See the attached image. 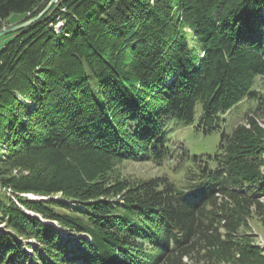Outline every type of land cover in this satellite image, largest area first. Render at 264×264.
Segmentation results:
<instances>
[{
  "label": "trees",
  "instance_id": "trees-1",
  "mask_svg": "<svg viewBox=\"0 0 264 264\" xmlns=\"http://www.w3.org/2000/svg\"><path fill=\"white\" fill-rule=\"evenodd\" d=\"M47 3L0 0V30ZM2 38L0 164L29 172L0 173L16 199L0 193L13 234L0 236V264L229 261L245 210L264 197V91L254 86L264 77V0H59ZM244 100L257 102L255 115L223 134L214 156L182 149L180 163L198 165L185 187L165 174L136 187L98 179L115 160L162 164L175 155L170 125L211 132ZM69 202L85 210L62 211ZM24 241L38 244L32 254ZM242 251L245 264L264 259L257 247Z\"/></svg>",
  "mask_w": 264,
  "mask_h": 264
},
{
  "label": "rangeland",
  "instance_id": "rangeland-1",
  "mask_svg": "<svg viewBox=\"0 0 264 264\" xmlns=\"http://www.w3.org/2000/svg\"><path fill=\"white\" fill-rule=\"evenodd\" d=\"M41 1V0H40ZM50 0H46L41 2V4L49 3ZM47 3V4H48ZM47 6V5H46ZM14 16L11 17V19ZM10 19V20H11ZM19 24V23H17ZM15 25V24H12ZM63 25V23H62ZM11 26L10 24L4 25V28H7ZM61 26V24H60ZM59 25L56 26V29L60 31L61 27ZM4 38L0 39V49L4 44ZM255 88L260 89L264 91V77L260 78L258 77L255 83ZM257 102L254 100H244L239 105L234 107L232 110L227 112L225 115H221L217 122L214 125V129L211 130V132L205 133L204 127L202 129H197L194 126H188L186 124H183L181 122L173 123V125H170V131H169V147L171 151L175 152V155L171 156L169 159H179L181 160L180 153L182 152V149L185 148L189 151L191 155H199V156H214L216 152L218 151V147L220 144V141L222 139L223 134H231L236 126L240 124H247V121L245 120V115L250 118L255 115L254 110L256 107ZM200 116V105L197 108V117ZM259 123H262L261 119L258 117ZM8 158L4 160L3 163L0 164V173H3L5 177L8 176V174L19 176V172L21 174L27 175L29 172L28 167H19L16 162L14 166L9 164L7 162ZM6 161V162H5ZM184 162V161H183ZM182 162V164H183ZM164 163V162H163ZM162 163V164H163ZM162 164H157L153 161H130V160H115L109 162L110 170L108 173L104 172L100 175L98 179L101 181L108 180L109 184L115 181L121 182L123 185H127L129 187H136L139 184H141L143 181H146L147 179L155 178L158 176H162V174L159 171V167L162 166ZM10 171V172H9ZM0 193L5 195L7 198L13 199L16 201V199L13 196V193L11 189L9 188H0ZM22 197L26 199H53L55 201L63 200L61 198V194H54V195H44V194H21ZM5 197V198H6ZM6 198V201H8ZM73 208L81 209L83 208L85 210V206H81L79 204L75 205L73 202H69L68 206L66 208H63L62 211H71ZM8 211L3 208V206H0V236L2 233L10 234L12 231L7 228V213ZM48 223V222H47ZM53 223L54 226L57 228H60L57 223ZM64 236H69V231L64 228H60ZM73 237H70L71 240H73L74 237H78L75 235H72ZM85 238L90 239L88 235H84ZM22 238L19 237V241H21ZM237 239L241 243V245L237 248H232L228 253H230L232 256L229 258V261H224V264H245L242 260V247L246 248L248 246L250 247H257L261 249L264 255V197L260 199L259 204H255L252 206H249L247 210H245V221L239 231V234L237 235ZM23 241V240H22ZM24 248L23 251L27 254H32L34 252L33 247H38V244L35 241H30L32 243V247L26 245L29 241H24ZM224 260H227L228 258H223ZM239 259V260H238ZM241 259V260H240ZM28 264H34V261L29 260ZM193 264H203V262L197 261ZM206 264V263H205ZM253 264H264V259H260V257L253 258Z\"/></svg>",
  "mask_w": 264,
  "mask_h": 264
},
{
  "label": "clouds",
  "instance_id": "clouds-1",
  "mask_svg": "<svg viewBox=\"0 0 264 264\" xmlns=\"http://www.w3.org/2000/svg\"><path fill=\"white\" fill-rule=\"evenodd\" d=\"M159 171L167 176L169 184L180 189L192 182L193 177L198 173V165L191 160L181 164L179 159H166L159 167Z\"/></svg>",
  "mask_w": 264,
  "mask_h": 264
},
{
  "label": "water",
  "instance_id": "water-1",
  "mask_svg": "<svg viewBox=\"0 0 264 264\" xmlns=\"http://www.w3.org/2000/svg\"><path fill=\"white\" fill-rule=\"evenodd\" d=\"M58 3H59V0H50L49 3L47 4V6L44 8V10L41 13H39L37 16H35L29 20H26L24 22H21L19 24L11 25L7 28L1 29L0 30V39L4 36L19 32V31L33 25L34 23H36L37 21L42 19Z\"/></svg>",
  "mask_w": 264,
  "mask_h": 264
},
{
  "label": "built area",
  "instance_id": "built-area-1",
  "mask_svg": "<svg viewBox=\"0 0 264 264\" xmlns=\"http://www.w3.org/2000/svg\"><path fill=\"white\" fill-rule=\"evenodd\" d=\"M43 1H46V0H41V2H43Z\"/></svg>",
  "mask_w": 264,
  "mask_h": 264
}]
</instances>
